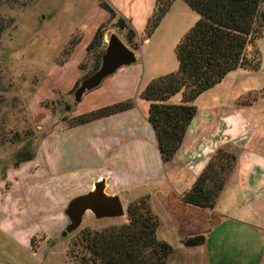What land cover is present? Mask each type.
<instances>
[{"label":"rangeland","instance_id":"1","mask_svg":"<svg viewBox=\"0 0 264 264\" xmlns=\"http://www.w3.org/2000/svg\"><path fill=\"white\" fill-rule=\"evenodd\" d=\"M100 1L91 9L95 0H0V264H78L69 255V242L81 230L127 223L126 216L95 220L88 213L75 232L62 237L67 203L95 182L110 181L114 172L102 158L90 160L93 124L70 126L106 103L130 101L146 117L142 91L151 80L176 71L174 48L198 16L182 0H174L150 42L144 43V30L134 27L133 49L127 29L117 24L122 18L110 17L99 8ZM85 17L91 18L83 22ZM91 24L102 27V40L87 50L96 32L88 29ZM112 33L137 53V64L106 78L73 108L74 91L99 68ZM257 43L264 46L263 40ZM129 127L120 132L131 139ZM115 134L107 128L102 137ZM29 153L32 160L15 165L19 154Z\"/></svg>","mask_w":264,"mask_h":264},{"label":"crops","instance_id":"2","mask_svg":"<svg viewBox=\"0 0 264 264\" xmlns=\"http://www.w3.org/2000/svg\"><path fill=\"white\" fill-rule=\"evenodd\" d=\"M97 2L91 9L98 8ZM155 2L107 0L118 17L140 30L145 29ZM169 13L170 10L161 23ZM90 18L85 17L83 22ZM98 26L91 24L88 29L95 32ZM259 40L264 41V33ZM261 45L257 43L261 52L258 71L237 69L194 101L197 114L169 163L160 158L148 112L142 117V110L138 112L132 107L85 124H93L89 132L92 134L88 135L93 149L90 160L102 158L113 167L110 181L103 179L105 193L117 195L125 210L131 202L149 198L151 210L159 220L156 236L171 247L167 264H264V46ZM124 125L134 131L131 139L120 132ZM107 128L116 134L102 137ZM219 149L234 154L236 162L214 208L201 209L182 202L180 196L192 187ZM110 152L114 155L108 156ZM198 236L204 237L202 244L184 245Z\"/></svg>","mask_w":264,"mask_h":264},{"label":"trees","instance_id":"3","mask_svg":"<svg viewBox=\"0 0 264 264\" xmlns=\"http://www.w3.org/2000/svg\"><path fill=\"white\" fill-rule=\"evenodd\" d=\"M182 1L197 14L198 20L174 48L177 69L151 80L141 93V98L148 103V121L163 163L171 162L180 149L189 124L197 114L193 103L201 94L237 69L258 71L261 66L257 41L264 29V0ZM173 3L174 0H156L143 40L154 34ZM99 5L110 17L116 16L105 0ZM117 24L127 29L128 43L137 49L133 43L135 31L120 18ZM101 28L95 32L87 50L100 46ZM248 48H251L250 53H247ZM175 96H179L180 101L170 103ZM132 107L130 101L102 107L78 116L70 127L85 125ZM17 158L15 165L32 160L33 155L19 154ZM235 162L234 154L219 149L192 187L180 196L181 201L212 210L233 173ZM126 218L127 223L118 226L81 230L69 242L70 257L78 264H167L171 247L156 236L159 220L151 210L149 198L141 197L131 202L126 208ZM203 242L204 237L198 236L184 245L197 246Z\"/></svg>","mask_w":264,"mask_h":264},{"label":"water","instance_id":"4","mask_svg":"<svg viewBox=\"0 0 264 264\" xmlns=\"http://www.w3.org/2000/svg\"><path fill=\"white\" fill-rule=\"evenodd\" d=\"M136 62V52L131 50L116 34L109 35L99 68L80 82L73 94L72 107L75 108L86 94L100 87L102 82L117 70ZM104 190L105 181L102 179L95 182L90 191L72 198L67 203L63 214L68 223L61 233L62 237L75 232L81 226L86 213L92 214L95 220L117 219L126 216V210L120 198L117 195L109 196Z\"/></svg>","mask_w":264,"mask_h":264}]
</instances>
